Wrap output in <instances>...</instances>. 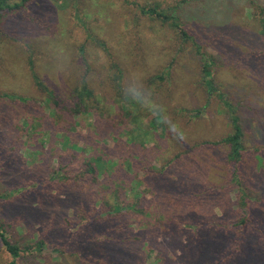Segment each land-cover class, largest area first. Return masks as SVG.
Segmentation results:
<instances>
[{"label": "rangeland", "instance_id": "374dc122", "mask_svg": "<svg viewBox=\"0 0 264 264\" xmlns=\"http://www.w3.org/2000/svg\"><path fill=\"white\" fill-rule=\"evenodd\" d=\"M155 8L178 18L187 35L158 20L150 12ZM263 15L264 0H27L22 9L0 11V229L24 250L17 264H155L163 248L171 249V264H179L178 250L185 259L187 249L198 246L197 233L184 231L181 248L184 227L176 223L167 234L160 213L200 228L208 238L199 249L208 262L218 255L224 260L217 258L218 264H264ZM203 55L212 65L211 92ZM118 65L128 88L141 78L154 90L184 134L172 136L138 109L129 122L141 128L135 127V145L145 159L122 180L114 175L112 190L90 192L62 180L65 172L54 173L73 162L72 149L60 135L49 141L55 125L32 70L61 96L88 77L100 97L111 96L107 101L116 93L108 85ZM164 68L170 72L162 82L155 75ZM227 102L243 130L240 163L230 160L223 142L232 133ZM163 165L168 170L160 173ZM133 176L143 181L138 189L131 188ZM123 180L128 187H121ZM117 192L132 210L99 217L90 208L97 203L99 209L101 198L113 200ZM39 241L44 250L25 252ZM12 260L0 240V264Z\"/></svg>", "mask_w": 264, "mask_h": 264}, {"label": "trees", "instance_id": "16d2710c", "mask_svg": "<svg viewBox=\"0 0 264 264\" xmlns=\"http://www.w3.org/2000/svg\"><path fill=\"white\" fill-rule=\"evenodd\" d=\"M27 3V0H24L22 4H9L8 0H0V11L6 10H19L24 7ZM150 12L154 13L158 20H161L164 24H171L176 30H178L183 36L187 34L181 27V22L178 18L169 16L165 12H158L157 8L152 9ZM261 31L260 36L264 40V15L260 19ZM199 51V50H198ZM203 60V77L204 83L206 84L207 89L211 92L214 91L213 83V72L211 68V61H206V55L202 56ZM116 73L112 78H109V89L110 92H116L114 97L110 98L107 101H104L106 97H111L109 94L105 95V98L100 97L97 94L98 88L94 83L87 77L86 79L81 80V82L70 91L68 96H61L55 90L48 88L42 81H40L37 73L32 70V76L37 86H39L42 92L46 95V104L49 108V116L51 124L55 127V132L52 127H49L50 142L52 141V135H60V141L63 143L66 150L72 149L70 155L73 158V162L70 161V164H73L77 168L76 172L71 170V166H65L61 164L59 171L54 173L59 175L60 173L65 172L66 174L62 176L67 183H76L81 185H87L90 189V192H93L92 188H107L112 190V180L114 175L120 176L122 180L123 176H126L125 171H136L137 164L144 160L146 155L139 150V146L135 145L138 136L136 133L135 127L138 130H141L139 126L131 124L129 119H133L137 115L138 108L133 106L132 101L126 97L125 92L128 89L127 83L124 78V71L121 65H118L116 68ZM169 68H164L159 75H155L156 79L165 82L168 79ZM164 84L158 85V91L163 92ZM97 90V91H96ZM170 91V90H169ZM10 97V96H4ZM22 102H29L24 97L16 98ZM227 112H229L230 123L232 126V133L223 139L224 143H227L230 147L229 158L232 162L238 163L241 160L242 154L245 151L243 144V130L240 125L239 116L236 115L233 106L230 103H226ZM88 118L89 124H85L84 120ZM26 125L30 127L29 123H32L28 118H25ZM29 122V123H28ZM131 125H133L131 127ZM80 130V132H74V130ZM145 131V130H143ZM77 135V136H75ZM145 136H148V131L145 132ZM124 139H127L125 141ZM113 143V145H110ZM117 144L120 148L117 147ZM124 146V148H123ZM120 153V154H119ZM116 157H119V160H116ZM240 163V162H239ZM168 165H163L160 168V173L167 172ZM138 172L137 174H139ZM105 181L106 183L102 182ZM136 181V182H134ZM133 182L136 184L134 185ZM133 182L131 188L138 189L141 185L142 179L140 177L133 176ZM140 182V184H139ZM104 183L103 185H100ZM122 188L129 186L124 180L120 182ZM24 189H19L14 193H21ZM242 192L243 190L240 189ZM101 196L108 195L102 191L99 192ZM14 195V194H13ZM110 195V194H109ZM108 195V196H109ZM5 197V195H3ZM0 196V199L3 197ZM76 200H83L84 196L81 195ZM75 200V201H76ZM169 201V199L164 200ZM163 202V203H165ZM97 204V203H96ZM96 204L93 207H90L92 210L97 211L99 217L104 216H113L121 214L126 210H132L134 205L126 204L125 201H121L120 194L117 192L115 199L104 200L101 198L99 209ZM88 208L84 204L83 209ZM102 209V211H101ZM171 211L174 209L171 207ZM103 212V213H102ZM182 218V217H181ZM89 218H87V223ZM160 226L163 230L168 233H174L173 226L177 223L178 226L182 225L184 228H180L183 232V236H180L178 244L181 248H185L183 240L184 231L191 229L196 232V243L198 246L196 249L191 248V252L187 249L186 258L182 257L183 251L178 250V259L179 264H218V261L221 263V256L212 257V261L208 262L202 256L203 250L201 251L200 241L206 243L207 236H202L199 232L200 228L186 226L180 223L179 218L171 217L168 214L160 213L159 214ZM214 224L217 225V221H214ZM173 228V229H172ZM139 239V238H138ZM0 240L6 251L13 258L10 264H17V259L21 257L23 249L18 245L10 241L7 233L4 230V227L0 229ZM219 243L221 246L222 239L219 238ZM151 247V242H146L144 246ZM46 247L43 241H39L33 247H26L25 252L29 250H44ZM221 246L219 249V254H222ZM227 250V248L225 247ZM149 250H154L150 248ZM171 249L163 248L162 250H157V256L155 258V264H167L168 262L173 261L168 259V255H171ZM219 258L220 260H218ZM176 260V257H174ZM224 261V260H222ZM219 263V264H220ZM99 264H107L106 261L100 262ZM109 264V263H108ZM147 264V263H146Z\"/></svg>", "mask_w": 264, "mask_h": 264}, {"label": "clouds", "instance_id": "9594fccd", "mask_svg": "<svg viewBox=\"0 0 264 264\" xmlns=\"http://www.w3.org/2000/svg\"><path fill=\"white\" fill-rule=\"evenodd\" d=\"M125 95L132 101L134 107L152 116L172 136H183L181 124L171 118L164 105L157 102L154 90L146 85L143 79L138 78L135 84L126 90Z\"/></svg>", "mask_w": 264, "mask_h": 264}]
</instances>
